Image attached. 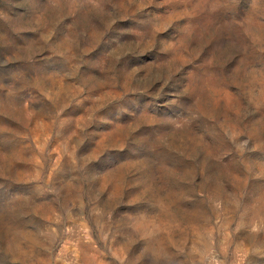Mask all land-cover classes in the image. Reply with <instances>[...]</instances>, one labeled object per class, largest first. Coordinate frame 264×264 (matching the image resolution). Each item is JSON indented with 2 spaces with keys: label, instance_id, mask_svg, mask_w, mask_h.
<instances>
[{
  "label": "rangeland",
  "instance_id": "1",
  "mask_svg": "<svg viewBox=\"0 0 264 264\" xmlns=\"http://www.w3.org/2000/svg\"><path fill=\"white\" fill-rule=\"evenodd\" d=\"M0 264H264V0H0Z\"/></svg>",
  "mask_w": 264,
  "mask_h": 264
}]
</instances>
